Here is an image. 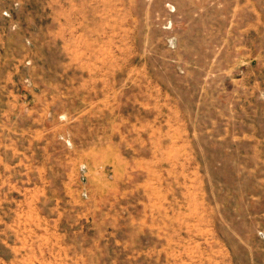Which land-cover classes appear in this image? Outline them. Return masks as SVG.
Masks as SVG:
<instances>
[{"label":"rangeland","instance_id":"obj_1","mask_svg":"<svg viewBox=\"0 0 264 264\" xmlns=\"http://www.w3.org/2000/svg\"><path fill=\"white\" fill-rule=\"evenodd\" d=\"M0 264H264V0H0Z\"/></svg>","mask_w":264,"mask_h":264}]
</instances>
